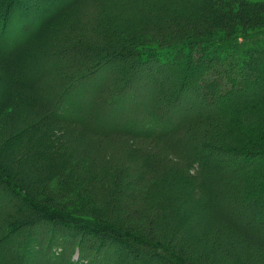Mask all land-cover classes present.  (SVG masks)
Returning a JSON list of instances; mask_svg holds the SVG:
<instances>
[{
	"label": "rangeland",
	"instance_id": "374dc122",
	"mask_svg": "<svg viewBox=\"0 0 264 264\" xmlns=\"http://www.w3.org/2000/svg\"><path fill=\"white\" fill-rule=\"evenodd\" d=\"M5 1L0 0V105L4 109L0 112V175L7 172L15 184V175L22 177L17 185L28 188L35 204L41 181L55 176V172L41 169L43 165L30 143L25 147L23 138L30 133L28 130L20 137L14 136V131L26 126L29 118H38V110L29 109L28 100L23 104H8L12 91L25 89L26 95L35 98L51 97L64 101L65 105L71 103L83 111L79 117L87 125L86 135L72 125L51 127L50 122L37 128L38 135L42 132L46 136L42 138L44 151L51 150L56 136L69 142L67 153L66 150L54 153V157L58 154L66 157L67 165L60 170L75 163L70 170L65 168L63 177L58 179L66 181L69 176L71 182L53 183L55 197L68 205L65 209L69 212H64L65 215H89L95 221L109 224L113 230L139 235L151 244L158 240L191 264H264V225L259 227L260 232L256 231L257 224L249 215L257 206L246 203L248 195L264 177V158L259 161L263 166L260 176L247 173V162H242L241 157L206 145L208 139L202 136H209L206 127L191 129L180 121L184 131L176 138L183 136L186 142L175 146L187 162L199 161L208 166V175L203 177L208 183L204 184L201 177L188 171L181 159L172 155L174 152L165 153L162 140H134L119 133L123 129L137 130L139 121L151 113L168 121H178L189 114L188 109L193 105L186 90L192 84L191 77L199 71L193 67L196 62L185 57L179 64L140 62L138 53L163 40L177 23L185 24L188 18L184 10L193 12L199 3L194 0H10V7L4 11ZM67 4H72L70 12L49 31L45 29ZM177 32L181 33L176 30L174 35ZM258 72V93L264 99V63L258 66ZM254 112L245 114L244 125L257 128V120L262 123L257 132L264 134V109ZM230 139L224 135L221 141ZM130 147L141 149L140 152L161 153L164 159L161 168L151 172L155 174L144 184L143 176L137 177L135 187L128 189L136 194L134 199L116 195L113 200L93 201L98 195L103 196L106 187H111V178L108 181L107 177L110 173L106 171L110 164L106 162H116L113 164L115 170L118 168L116 174L127 183L130 178L125 175H129L132 181L134 169L121 173L122 167L131 165L127 158ZM116 154L123 158L116 159ZM10 156L15 160L13 167L9 166L12 173L5 167ZM100 158L106 161L103 167L90 172L89 167ZM22 172L27 176L21 175ZM80 172L97 174L99 179L81 181ZM151 194L157 204H153ZM21 206L26 210L27 205L16 199L11 189L0 188V264H85L92 258V249L105 254L95 258L97 261L105 258L108 264H140V259L146 263L151 259L153 248L126 238L120 243L113 237L116 232L111 228L104 239L74 235L70 230L61 235L56 226L45 222L11 233L9 214ZM250 206L254 210L250 211ZM233 220L238 226L249 228L247 233L252 240L248 246ZM233 225L238 228L237 233ZM260 239L262 243L257 242ZM24 240H29L31 246L26 248L25 256ZM152 262L161 264L157 259Z\"/></svg>",
	"mask_w": 264,
	"mask_h": 264
},
{
	"label": "trees",
	"instance_id": "16d2710c",
	"mask_svg": "<svg viewBox=\"0 0 264 264\" xmlns=\"http://www.w3.org/2000/svg\"><path fill=\"white\" fill-rule=\"evenodd\" d=\"M181 1L186 2V0ZM194 1L198 2L199 5L197 8L193 7V12H190L191 9L184 10L185 16L188 18L185 24H183V21H181L182 24L177 23V27L174 28V31L167 32L163 40L155 41V43H152V47L143 48L138 53L140 62H150L153 60L166 65L171 62L179 64L181 63L180 60L182 57L186 59L189 58L190 61L196 62V65L193 63V67L195 69L199 68V71L191 77L192 84L189 89L186 90V96L193 107L188 109L189 114L183 113L185 116H183V118L181 117L182 119H178V121L162 120L151 113V115H147L139 121L137 130L127 131L123 129L119 131V133L122 135L126 134L128 137H133L134 140H162L161 142H163L162 145L165 153L167 151L174 152L172 155L180 158V162L184 163V167L191 173L196 174V177H201L202 183L206 184L208 182L206 179H203V177H207L208 175V166H205L199 161L194 163L187 162L184 156L178 153V146H175L182 145L186 142L183 136L179 135L180 137L176 138V135H178L180 131H184L183 123H186L191 129L204 126L209 130L208 137L202 134L206 140L208 139L206 145L214 146L215 148L241 157L243 159L242 162H247V173H256V175L260 176L261 171L263 172V166L259 161L264 158V134H259L257 128L260 131L262 123L256 120L255 123L258 124L257 128L245 126L244 124L249 113L252 111H255L254 113L260 112L264 109V99L260 97L257 86L259 74L258 66L264 63V0ZM4 3V11H6L10 7V0H6ZM72 8V4L61 7V11L52 21L46 24L45 29L49 31L51 27L64 18ZM171 24L172 23H168V25ZM169 29H171L170 26L168 30ZM176 30H180L181 33L177 32V34L174 35ZM197 57H199V59ZM179 89L182 90L181 85L178 90ZM178 90L176 92H178ZM180 90L179 92H181ZM12 92V96H9L7 99L8 104H23L28 100L29 109L33 108L38 110L37 112L36 110L34 111L38 118L34 120L29 118L26 122V126L23 125L14 131V136L16 138L20 137L21 134H24V132L28 130L30 133L24 135L23 138L26 144L25 147L30 143L32 150L36 151V158L39 160V163L43 165L41 169L45 168L53 171L55 172V176L52 180L47 179L41 181L36 191L35 204L32 201V194L28 192V188H23L24 186L22 184L21 187L17 185L21 182L22 177L15 175V184L11 179L9 180L7 172L5 176L2 175L3 177L0 175V188L2 190L11 189L14 197L23 203V205H27L26 210L24 206H21L17 207L14 211L15 214H9L11 218L9 222V232H19L21 229L35 226V223L37 225V222H45L52 226H56L60 234L70 230L73 231L74 235H92L94 238L104 239L108 237L109 228H111L110 230L116 232L113 237L120 243L126 238L129 239V241L132 240L139 244L144 243L153 248L154 253H151V259L147 261L149 264L155 263L152 262V259L159 260L161 264L162 261L165 264H191L158 240L151 244L139 235H130L117 229L113 230L109 224L95 221L94 217L92 218V216L89 215H84L85 217H82V215L76 216L78 215L76 213V215H65L64 212H69L65 209L68 205H65L62 199L55 197L56 189L53 183L55 180L58 181L59 178L63 177L66 167L61 170L60 167L67 165L66 157L64 158L62 154L60 156H58V154V157H54V153L60 150L61 152L66 150L69 146V142L63 140V137L60 140L61 137L56 136V138H54L55 140L52 141V151L49 148H47L49 151H44L42 144L44 135L42 132L38 135L37 128L40 125H46V123L48 124L51 122V127L54 125H72L75 126V129L80 133L86 135L87 125L81 120V117H79L83 111L80 107L78 108L71 103L65 105L64 101L58 102L55 98H35L32 94L26 95L24 93L25 89L16 88ZM238 99H240V101H237ZM70 104L75 107H72ZM3 110V106L0 105V112ZM225 110L227 111L225 112ZM194 112L195 115L191 116L190 113ZM245 114L247 116H245ZM10 115H12V113ZM46 118L49 121L45 122ZM218 128H220V130ZM218 132H222V135ZM224 135H228L231 139L224 143V141H221ZM123 139L125 140L124 137ZM140 151L142 150L130 147L127 150L130 156L126 154L127 152L125 153L128 156L127 158L131 160V165L126 168L122 167V171L120 170L121 173H126L129 169H134L136 171V174L132 175V181L129 175H125L126 178H130V184L127 183V181H123L122 178L116 174L115 171L118 170V168L115 170L113 166L116 162L111 161L109 163L104 161L103 158H100L99 160L101 162L96 160L95 163H93L94 165L89 167L88 170L92 172V170L101 169L105 162L110 164L111 167L108 165L107 168L104 167V169L106 168L107 170H105L107 173H110V175L107 176L108 181H110L111 178V187L114 186L112 189L111 187H106L107 191L102 194L103 196L98 195L93 201L100 203L106 198L113 200L116 195L121 198H126L127 195L130 196L129 198L134 199L136 194L129 193L128 189L130 186L135 187L134 185L136 184H134V182L139 180L137 177L143 176L142 184L146 183L148 177L155 174H151V172H154V170L159 167L161 168L164 162L163 156H160L161 153L151 154L150 152ZM65 152L67 153L68 151L66 150ZM122 158L123 157L116 154V159L121 160ZM165 158L167 159V157ZM14 161L12 156L6 161L7 164H5V167L10 173L13 172V170L9 168L13 167L12 162ZM152 163L154 164L152 165ZM74 165L75 163L69 164L66 171L75 167ZM213 167L214 169L216 168L215 163ZM58 170L59 172H57ZM22 173L21 175L27 176L25 172ZM209 173L211 174V172ZM67 177L68 180L65 181V179H63L64 182L58 181V185L71 182L70 177ZM79 177L81 178L80 180L84 182L91 181L92 179H99L97 174L94 173L89 175V173L80 172ZM26 179L28 180V178ZM114 190L117 192L115 195L112 193ZM200 190L202 191V189ZM79 193L81 195L82 191ZM149 194L148 192L147 195ZM151 195V199L154 202L153 204H157V200L153 194ZM86 196L89 197L88 194H86ZM246 201V203H254V205L257 206L256 211L252 212L249 217L251 221H255L257 224L256 231L260 232L261 228L259 227L264 225V205L260 208L261 204L264 203V177L259 181L256 189H253L250 195H248ZM44 203L51 206H43L42 204ZM257 203L260 205L258 206ZM248 208H250V211L251 209L254 210L251 206ZM232 222H235L234 224L238 226L236 220ZM238 228L242 241H244L243 243L245 246H248V242L252 240L247 233L249 228L243 227L240 224ZM238 228L234 225L232 226L235 232ZM61 235L59 237H61ZM257 242L262 243V240H257ZM28 246H30L29 240L25 241V243L22 242L24 251L23 256L27 254L26 248ZM244 249L246 250L245 247ZM91 252L93 253V255L91 254L92 258L85 264H108L105 258L100 262L95 259L105 255L104 253L93 249ZM139 263L147 264L143 259H140ZM67 264L75 263L69 262Z\"/></svg>",
	"mask_w": 264,
	"mask_h": 264
}]
</instances>
